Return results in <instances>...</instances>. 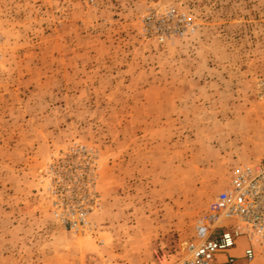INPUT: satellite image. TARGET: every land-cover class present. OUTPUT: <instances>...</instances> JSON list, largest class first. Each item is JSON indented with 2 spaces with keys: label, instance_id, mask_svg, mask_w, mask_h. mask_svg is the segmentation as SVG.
Instances as JSON below:
<instances>
[{
  "label": "rangeland",
  "instance_id": "1",
  "mask_svg": "<svg viewBox=\"0 0 264 264\" xmlns=\"http://www.w3.org/2000/svg\"><path fill=\"white\" fill-rule=\"evenodd\" d=\"M263 162L264 0H0V264L184 254Z\"/></svg>",
  "mask_w": 264,
  "mask_h": 264
},
{
  "label": "built area",
  "instance_id": "2",
  "mask_svg": "<svg viewBox=\"0 0 264 264\" xmlns=\"http://www.w3.org/2000/svg\"><path fill=\"white\" fill-rule=\"evenodd\" d=\"M176 30L175 35L183 36ZM71 229L87 230L92 227L90 213L85 209L72 210L64 217ZM227 220L231 225L223 226ZM244 237L248 242L243 258L250 261L257 246L264 245V162L244 165L235 169L228 184L216 195L212 211L197 226L195 239L178 252L158 257V264H234L236 256L228 255L215 262L218 252L232 249L235 239Z\"/></svg>",
  "mask_w": 264,
  "mask_h": 264
}]
</instances>
